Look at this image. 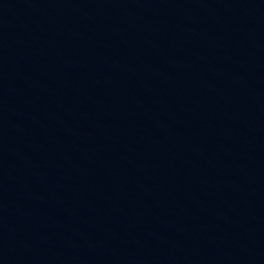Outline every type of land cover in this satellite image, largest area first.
I'll list each match as a JSON object with an SVG mask.
<instances>
[{
	"label": "water",
	"instance_id": "1",
	"mask_svg": "<svg viewBox=\"0 0 264 264\" xmlns=\"http://www.w3.org/2000/svg\"><path fill=\"white\" fill-rule=\"evenodd\" d=\"M0 264H264V0H0Z\"/></svg>",
	"mask_w": 264,
	"mask_h": 264
}]
</instances>
